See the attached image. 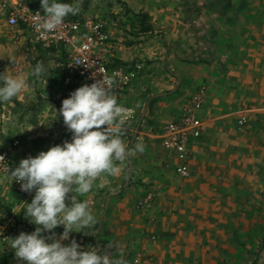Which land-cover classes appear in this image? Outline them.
Wrapping results in <instances>:
<instances>
[{"label": "crops", "instance_id": "0c3cea01", "mask_svg": "<svg viewBox=\"0 0 264 264\" xmlns=\"http://www.w3.org/2000/svg\"><path fill=\"white\" fill-rule=\"evenodd\" d=\"M213 2L208 13H179L173 0H130L128 8L141 13H116L105 21L112 41L110 66L142 65L118 103L130 110L122 139L130 149L142 144L143 151L123 163L118 177H108V185L97 186L98 181L79 197L98 220L93 230L70 233L85 250L92 246L120 264H134L136 258L139 264H221L219 259L229 258L234 249L231 227L250 225L248 215L255 219L252 225L263 223L264 0H248L252 5L245 13H232L226 0L216 10ZM138 14L148 18L149 32H141ZM59 53L46 51L33 66L19 69L27 81L37 82L36 93L28 91L37 101L30 129L18 125L21 116L16 122L17 132L24 134L23 146L11 152L16 163L71 140L56 117L62 100L74 91L60 86ZM6 62L0 42V66L8 75ZM38 62L47 69L41 79L28 75ZM201 86L206 89L198 112L202 134L190 146V174L182 178L174 171L178 162L167 158L156 139ZM147 194L153 197L150 206L139 209L137 202ZM31 199L0 175V243L34 231L20 211ZM53 231L58 238L63 226ZM0 264L24 262L5 243Z\"/></svg>", "mask_w": 264, "mask_h": 264}, {"label": "clouds", "instance_id": "9594fccd", "mask_svg": "<svg viewBox=\"0 0 264 264\" xmlns=\"http://www.w3.org/2000/svg\"><path fill=\"white\" fill-rule=\"evenodd\" d=\"M81 5L82 0H40L35 28L42 34L52 33L68 16L79 15ZM46 71L39 62L28 75L41 79ZM101 77L72 91L56 112L71 133L70 142L22 159L10 172L0 156V166L6 169L4 179L19 183L25 193H34L31 202L22 203L20 209L36 226L34 231L21 232L0 243H6L24 264H120L105 252L92 246L85 250L74 238L70 240V233L93 230L98 224L88 202L79 197L90 193L98 181L97 186L108 185V177H118L123 163L134 152L143 151L142 144L130 149L122 139L130 110L118 103L113 78ZM27 87L25 77L0 73V103L11 102ZM59 226H63V232L57 238L53 230Z\"/></svg>", "mask_w": 264, "mask_h": 264}, {"label": "built area", "instance_id": "2783aa9c", "mask_svg": "<svg viewBox=\"0 0 264 264\" xmlns=\"http://www.w3.org/2000/svg\"><path fill=\"white\" fill-rule=\"evenodd\" d=\"M39 7L32 6L27 0H0V15L7 26L12 29L13 37L25 34L43 50H63L65 61L61 67L59 83L65 91L76 90L84 84L107 75L114 80L113 91L119 99L131 82L136 78L142 65L132 67L110 66L109 56L112 41L108 34L107 24L100 18H82L68 16L63 25L52 33H41L35 28L34 17L40 12ZM42 15V13H40ZM206 99V89L199 87L183 106L178 118L161 127L160 144L168 159H175L178 164L174 171L182 178L189 172L190 146L201 136L203 123L198 115ZM243 121L239 125H243ZM19 144L14 140L12 145L0 151L9 172L18 166L11 155L14 147ZM0 175H6V169L0 166ZM14 190L24 197H31L20 189L19 183L13 182ZM152 195L147 194L138 201V208H148ZM136 258L134 264H139Z\"/></svg>", "mask_w": 264, "mask_h": 264}, {"label": "rangeland", "instance_id": "374dc122", "mask_svg": "<svg viewBox=\"0 0 264 264\" xmlns=\"http://www.w3.org/2000/svg\"><path fill=\"white\" fill-rule=\"evenodd\" d=\"M29 1L40 6V0ZM129 1L130 0H82L81 12L74 17L100 18L104 21H109L114 20L113 16H115L116 13H141L134 12V10L128 8L130 5ZM209 1H214L213 3L217 7L215 8L216 10L221 9L223 5V0H198L197 4H193L191 0H173V3L176 12L179 13H208L207 4ZM65 2H71V0H65ZM213 3H211L210 6H212ZM225 5L230 8L232 13H241L242 11L245 13V9H248L252 4H250L248 0H226ZM123 19L126 21L131 20V18L126 17H123ZM0 42L5 43L8 75L21 76L20 73L22 70L24 71L25 67L33 66L36 62V56L40 54V56H42V53H46L45 50L31 41L25 34L13 37L12 29L7 26L4 17L1 15ZM2 68L3 67L0 66V73H2ZM19 69H22L20 70L21 72ZM27 82L28 87L17 97L13 98L11 102L0 103V151L7 139H13V141L17 140L19 142L13 150H19V148L23 146L22 140H24V136L22 135L24 134H22L23 132L18 133L16 130V122L20 119V116L22 117V121L18 125L20 126L23 123V129L25 124H27L28 129H30V123L34 120L33 108L35 101H37V97L30 92L34 89L33 93H36L37 82ZM243 125H239V128ZM3 128L7 131V134H3ZM2 136H4L5 139L2 138ZM159 140L160 137L156 139V144L159 143ZM247 221L250 225L231 227L234 249L231 250L229 258L219 259L221 264H264V221L261 225H252L255 219H251L249 215ZM22 225L24 224L21 223V226ZM234 251L235 253L232 254Z\"/></svg>", "mask_w": 264, "mask_h": 264}, {"label": "trees", "instance_id": "16d2710c", "mask_svg": "<svg viewBox=\"0 0 264 264\" xmlns=\"http://www.w3.org/2000/svg\"><path fill=\"white\" fill-rule=\"evenodd\" d=\"M28 3H30L32 6H35V7H39L41 9L40 6H37L36 4L32 3L31 1L27 0ZM138 19L141 23V26L142 28L140 29L141 32H149L150 31V27L147 25V21H148V18L142 14H138ZM74 17V16H73ZM61 62H64L65 61V54L63 52V50H61ZM75 90V89H74ZM12 142L13 140L12 139H9L5 142L4 146L2 147V150L6 149L7 147L11 146L12 145Z\"/></svg>", "mask_w": 264, "mask_h": 264}]
</instances>
